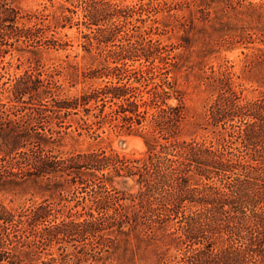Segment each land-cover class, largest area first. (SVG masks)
Instances as JSON below:
<instances>
[{
  "label": "trees",
  "instance_id": "16d2710c",
  "mask_svg": "<svg viewBox=\"0 0 264 264\" xmlns=\"http://www.w3.org/2000/svg\"><path fill=\"white\" fill-rule=\"evenodd\" d=\"M18 1L0 0V83L10 76L7 58L12 52L31 57L29 69L12 85L11 78L3 82L9 101H0V193L23 194L33 187L54 199L86 192L88 203L82 213L70 209L66 215L50 199L19 214L0 203V264L10 259L9 246L14 253L8 264H59L55 246L64 259L72 246L79 257L101 260L121 251L136 256L145 244L170 242L182 247L180 264H264V95L246 101L230 74L213 78L216 97L205 122L216 141L207 144L178 140L185 104L181 94H176L178 105L168 104L171 93L164 85L169 89V83L149 90L147 100L129 87H111L101 94L123 100L116 112L127 130L138 131L148 121L145 157L126 159L103 150L60 153L56 148L69 135L71 117L100 96L63 98L53 80L42 78V49L60 44L47 36V16L25 13ZM74 1L86 20L106 26L97 30L101 42L117 37L121 27L114 20H127L126 14L133 12L107 0ZM154 9L183 25L186 17L175 13L188 11L192 29L200 22L224 31L226 43L253 45L258 40L264 45L262 4L165 0ZM146 34L113 53L160 58V43L147 40ZM247 56L246 70L263 85L264 46L252 47ZM116 177L132 179L137 192L118 190Z\"/></svg>",
  "mask_w": 264,
  "mask_h": 264
},
{
  "label": "rangeland",
  "instance_id": "374dc122",
  "mask_svg": "<svg viewBox=\"0 0 264 264\" xmlns=\"http://www.w3.org/2000/svg\"><path fill=\"white\" fill-rule=\"evenodd\" d=\"M107 1L116 3L123 9H133V12L126 14L127 20L119 17L114 20L119 23L121 32L110 42H101L96 36L98 28L106 27L104 23L96 26L86 20L81 5L74 0L18 1L25 13L47 16L45 24L51 25L47 36L60 44L57 49H42L39 55L42 78L53 80L60 87L59 94L63 98L73 99L86 94L100 96L71 117L72 127L68 130L69 135L56 148L58 152L69 154L103 150L108 155L120 158L145 157L147 146L143 136L148 121L138 131L127 130L121 115L116 112L123 100H113L110 93L101 94L111 87H129L136 91L139 99L142 97L147 100L150 97L149 90L164 82L169 83V89L168 85H164L171 93L168 104H179L176 94L182 95L185 104L186 120L178 140H196L207 144L216 141L215 134L211 128L206 129L205 122L208 107L216 97L211 87L213 78L230 74L236 90L242 93L246 101L256 100L264 95V84L257 83L253 74L246 70L250 61L247 55H251L252 47L264 46L258 40L253 45L231 44L223 40H228L229 37L224 31L204 27L200 22H197L196 29H192L188 11L175 13L177 16L184 14L187 25L182 24L183 20L170 18L162 10L155 11V6L165 0ZM247 1L264 5V0ZM65 18L72 20L67 21ZM156 19L159 20L158 24ZM124 21L127 23L124 24ZM232 22L235 23L234 20ZM143 34H146L147 40L160 43L163 49L160 58L155 56L148 61L136 54L126 58L128 54L118 56L113 53L120 49L119 46L135 42L137 36ZM29 57L30 54L16 51L8 56L7 61L11 62L10 76L0 83V101H9V94L2 90L3 82L11 78L12 85L13 79L23 75L29 69ZM161 142L166 143L165 140ZM114 181L118 190L137 192L132 179L116 177ZM34 191L30 187L23 194L0 193V203L9 211L19 214L50 199L48 195ZM84 196L86 192L78 195L70 193L65 198L56 197L49 202L63 209L65 215L70 209L74 213H82V206L88 203L83 200ZM181 248L171 242L170 245L160 243L158 247L145 244L136 256L121 251L112 256L105 254L101 260L90 256L79 257L81 255L78 250L72 246L68 247V257L65 259L62 252L58 251V246L53 248V253L59 259V264H180ZM12 249L11 246L6 249L11 252V256L2 264L11 262L14 253ZM165 253L167 254L163 259ZM47 258L43 256L44 260Z\"/></svg>",
  "mask_w": 264,
  "mask_h": 264
}]
</instances>
